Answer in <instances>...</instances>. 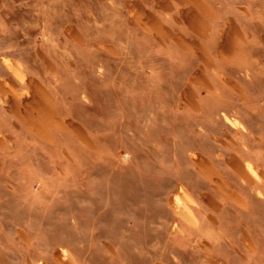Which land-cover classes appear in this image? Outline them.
I'll return each instance as SVG.
<instances>
[{
	"label": "rangeland",
	"instance_id": "obj_1",
	"mask_svg": "<svg viewBox=\"0 0 264 264\" xmlns=\"http://www.w3.org/2000/svg\"><path fill=\"white\" fill-rule=\"evenodd\" d=\"M0 264H264V0H0Z\"/></svg>",
	"mask_w": 264,
	"mask_h": 264
},
{
	"label": "crops",
	"instance_id": "obj_2",
	"mask_svg": "<svg viewBox=\"0 0 264 264\" xmlns=\"http://www.w3.org/2000/svg\"><path fill=\"white\" fill-rule=\"evenodd\" d=\"M3 64V63H2Z\"/></svg>",
	"mask_w": 264,
	"mask_h": 264
}]
</instances>
